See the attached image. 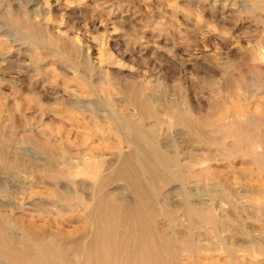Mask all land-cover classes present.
Here are the masks:
<instances>
[{
    "label": "rangeland",
    "instance_id": "374dc122",
    "mask_svg": "<svg viewBox=\"0 0 264 264\" xmlns=\"http://www.w3.org/2000/svg\"><path fill=\"white\" fill-rule=\"evenodd\" d=\"M263 213L264 0H0V264H264Z\"/></svg>",
    "mask_w": 264,
    "mask_h": 264
},
{
    "label": "bare ground",
    "instance_id": "6f19581e",
    "mask_svg": "<svg viewBox=\"0 0 264 264\" xmlns=\"http://www.w3.org/2000/svg\"><path fill=\"white\" fill-rule=\"evenodd\" d=\"M157 146H158V145H157ZM140 162H141V161H140ZM141 166H142V164H141ZM128 167H129V166H128ZM142 167H143V166H142ZM140 168H141V167H140ZM133 169H134V168H133ZM142 172H143V170H142ZM126 174H127V173H126ZM130 175H131V174H130ZM126 176H127V175H126ZM128 176H129V175H128ZM138 176H139V175H138ZM123 177H125V176L123 175ZM123 177H122V178H123ZM135 178H136V175H135ZM125 180L127 181L126 178H125ZM133 180H134V179H133ZM137 182H138V181H137ZM127 183H128V181H127ZM128 184H129V183H128ZM134 184H135V183H134ZM138 184H139V183H138ZM140 184H141V183H140ZM132 185H133V184H132ZM139 186H140V185H139ZM140 188H141V186L139 187V189H140ZM154 188H155V187H154ZM137 190H138V189H137ZM140 190H141V189H140ZM135 191H136V189H135ZM114 192H115V191H114ZM141 192L144 194L143 191H141ZM134 193H135V192H134ZM139 193H140V192H139ZM105 195H106V194H105ZM105 195H104V196H105ZM138 195H139V194H138ZM76 196H78V195H76ZM101 196H102V195H101ZM104 196H103V197H104ZM111 196H112V195H111ZM142 196H143V195H142ZM105 198H106V197H105ZM105 198H103L104 201L107 200V198H106V200H105ZM110 198H111V197H110ZM110 198H109V199H110ZM114 198H115V197H114ZM119 198H120V197H119ZM134 198H135V197H134ZM146 198H147V197H146ZM116 199H118V197H117ZM116 199H115V201H118V200H116ZM120 199H121V198H120ZM123 199H124V198H123ZM140 199H141V198H140ZM137 200H138V199H137ZM101 201H102V199H101ZM101 201H100V202H101ZM112 201L115 202L113 199H112ZM126 201H128V200H126ZM147 201H148V200H147ZM119 202H120V201H119ZM128 202H129V201H128ZM134 202L136 203V200L133 201V203H134ZM140 202H142V201L140 200ZM144 202H145V201H144ZM106 203H107V202H106ZM106 203L104 202V208H105V206H107ZM115 203H116V202H115ZM129 203H131V202H129ZM129 203H128V204H129ZM133 203H132V204H133ZM135 203H134V204H135ZM102 204H103V202H102ZM102 204H100V205H102ZM105 204H106V205H105ZM112 204H113V207H114V205L116 206V204H114V203H112ZM117 204L119 205V203H117ZM121 204L123 205L124 203H120V207L118 206L119 208H121V207H123V206H126V204H124L123 206H122ZM132 204H129V205L126 207V210H125V211L130 210V209H131V208H130V205H132ZM189 204H190V203H189ZM142 205H143V204H142ZM108 206H109V205H108ZM138 206H140V205H138ZM224 206H225V205H224ZM132 207H133V205H132ZM142 207H143V206H142ZM101 208H102V206H101ZM104 208H103L102 210H104ZM106 208H107V207H106ZM115 208H116V207H115ZM108 209H109V208H108ZM108 209H106V210L108 211ZM124 209H125V208H124ZM141 209H142V208H141ZM148 209H149V208H148ZM120 210H122V209H120ZM107 211H106V213H107ZM113 211H114V210H113ZM115 211H116V210H115ZM115 211H114V212H115ZM125 211H123V212H125ZM144 211H145V209H144ZM262 211H263V210H262ZM101 212L104 213L105 211H101ZM109 212H110V210H109ZM109 212H108V214H111V212H110V213H109ZM118 212H119V211H117V213H118ZM136 212H137V211H136ZM161 212H162V211H161ZM117 213H116V214H117ZM128 213H130V212L128 211L127 214H128ZM131 213H132V212H131ZM112 214H113V213H112ZM114 214H115V213H114ZM118 214H119V213H118ZM263 214H264V213H263ZM102 215H103V214H102ZM125 215H126V214H125ZM132 215L135 216V214H132ZM136 215H137V214H136ZM105 216H107V214H106ZM105 216H104V217H105ZM129 216L132 217V216L129 214V215L127 216V219H128V220H129V218H128ZM138 216H139V215H138ZM138 216H137V217H138ZM109 217H110V216H109ZM109 217H107L108 220H109ZM137 217H136V218H137ZM140 217H141V216H140ZM140 217H139V219H140ZM254 217H255V216H254ZM142 218H143V217H142ZM92 219H93V218H92ZM105 219H106V218H105ZM133 219H134V217H133ZM108 220H107V221H108ZM130 221H132V219H131ZM138 221L140 222V220H138ZM141 221H142V220H141ZM189 221H190V220H189ZM104 222H105V221H104ZM166 226H167V225H166ZM174 227H175V226H174ZM88 233H89V232H88ZM147 233H149V232H147ZM172 234H173V233H172ZM146 235H147V234H145L144 236H146ZM175 235H176V234H175ZM147 236H148V235H147ZM156 236H157V235H156ZM235 236H236V235H235ZM142 237H143V236H142ZM142 237H141V240L143 239ZM96 238H97V237H96ZM103 238H104V237H103ZM16 239H17V238H16ZM32 240H33V239H32ZM37 241H38V240H37ZM104 241H105V240H104ZM6 242H7V241H6ZM41 242H42V241H41ZM93 242H94V244H96L95 241H93ZM93 242H92V243H93ZM2 243H3V242H2ZM92 243H91V247L93 246ZM244 243H245V242H244ZM149 245H150V244H149ZM151 246H152V245H151ZM94 247H95V248H93V249H96V246H95V245H94ZM146 247H147V246H146ZM149 247H150V246H149ZM149 247H148V248H149ZM104 248H105V247H102L103 250H104ZM144 248H145V247H144ZM144 248H143V249H144ZM156 248H158V246H156ZM157 250H159V249H156V251H157ZM208 250H209V249H208ZM104 251H105V250H104ZM148 251H149V249H148ZM152 251H153V250H151V252H152ZM149 252H150V251H149ZM149 252H146L145 250H143L142 255H143L144 259L146 258V259L151 260L152 255H153V257H154L155 252L153 251L154 254L152 253V255H151ZM158 252H159V251H157V253H158ZM101 254H102V257L100 256L99 253H97V255H96V263H97V264H99V262H102L104 259H106V253L102 252ZM156 255H157V254H156ZM103 258H104V259H103ZM172 258H173V256H172ZM203 258H204V257H203ZM203 258H202V259H203ZM204 259H205V258H204ZM31 261L33 262V260H31ZM34 261H35V260H34ZM37 261H38V260H37ZM31 264H32V263H31ZM33 264H34V263H33ZM37 264H39V263H37ZM41 264H42V263H41ZM45 264H46V263H45ZM47 264H48V263H47Z\"/></svg>",
    "mask_w": 264,
    "mask_h": 264
}]
</instances>
